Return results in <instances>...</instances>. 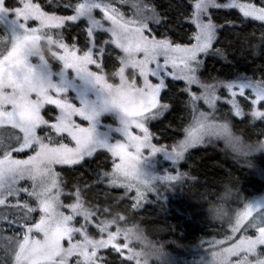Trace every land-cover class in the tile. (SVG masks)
Returning a JSON list of instances; mask_svg holds the SVG:
<instances>
[{
  "label": "snow or ice",
  "instance_id": "snow-or-ice-1",
  "mask_svg": "<svg viewBox=\"0 0 264 264\" xmlns=\"http://www.w3.org/2000/svg\"><path fill=\"white\" fill-rule=\"evenodd\" d=\"M19 3L21 7L10 9L5 0H0V15L11 12L19 29L7 36L10 50L0 40L6 51L0 53V264H111L99 255L101 250L121 256L127 250L124 259L141 264V253L134 250L131 241L137 227L121 228L119 221L125 218L119 216L97 225L107 238L90 236L88 225L100 211L85 206L82 197L90 185L81 177L72 185V191L65 193L67 183L61 172L83 168L90 158L106 151L113 158L111 170L93 169L89 179L97 185L123 188L126 194L134 190L131 198L135 209L152 191L139 172L146 151L149 155L164 152L179 164L190 149L212 144L213 138L227 137L241 157L255 147L264 148L261 140L248 144L232 136V117L250 120L253 125L264 124V63L252 75L240 70L249 57L253 62L264 58V0H259V5L255 0H169L166 7L157 0H68L63 8L71 9V15L49 13L32 0ZM48 3L60 6V0ZM117 3L126 5L130 15ZM235 9L242 14L240 17L230 19L234 13L226 12L223 23L219 22L220 10ZM97 11L102 13L100 18ZM29 21H37L38 26L30 27ZM249 21L261 23L258 43L242 36ZM69 22L82 25L81 47L64 43L62 33L58 32L55 39L50 34ZM98 33L107 34V38L99 39ZM226 33L236 39L228 40ZM185 37L186 42H178ZM37 41L47 42L52 56L64 69L85 74L106 93L103 110L119 111L117 131L122 139L114 143L94 141L91 123L82 126L75 117L92 122L98 113L68 102L62 95L64 89L56 85L50 90L28 88L31 70L22 50L27 43ZM53 46L62 51H52ZM106 55L114 56L120 65L113 73L119 83H109L102 74ZM211 59L222 61V68L230 69L228 78L204 76L205 62ZM93 65L100 73L91 70ZM177 81H182L183 87L178 88L174 83ZM221 90L228 94L224 99L230 105L227 115L220 114L218 107ZM177 103L183 105L191 121L182 129V139L157 146L149 126L174 111ZM45 105L59 110L54 123L42 115ZM134 129L140 134H134ZM260 134L264 135V130ZM13 154H25L27 158ZM58 166L61 171H57ZM161 179L185 183L190 177L177 168L175 174ZM232 195L233 184L225 185L221 200ZM62 196L73 202L65 203ZM213 208L218 215L223 214L222 206L214 204ZM78 217L83 220L79 227ZM113 224L117 225L114 232L109 230ZM250 228L255 235L235 239L241 229L247 232ZM231 231L233 235L226 240L209 242L210 264H264V206L246 204L245 210L237 213ZM8 232L11 235H6ZM227 241L232 242L225 247Z\"/></svg>",
  "mask_w": 264,
  "mask_h": 264
},
{
  "label": "trees",
  "instance_id": "trees-1",
  "mask_svg": "<svg viewBox=\"0 0 264 264\" xmlns=\"http://www.w3.org/2000/svg\"><path fill=\"white\" fill-rule=\"evenodd\" d=\"M67 2L68 0H60L59 7L50 5L48 0L41 1L40 4L42 7H46L47 10L56 13ZM72 2L75 3L73 0ZM157 2L166 7L169 0H157ZM172 2L179 3L180 0H172ZM183 2L187 3L188 0H183ZM62 11L64 10L62 9ZM226 12L234 13L229 17L230 19L241 16L236 10H220L217 14L219 22L223 23V14ZM237 23L239 24L238 19ZM78 27L76 25L74 28H62L60 31H55V33L56 35L58 32L62 33L63 40L68 43L65 33L67 32V35L70 36ZM225 35L228 40L234 41L236 39L230 33ZM244 35H247L253 43H258L261 37V27L249 21L246 32L242 36ZM221 38L224 39L223 36ZM205 63V77L221 76L228 78L226 73L230 69L227 66L222 68V61L211 59L206 60ZM261 63H264V58L258 57L253 62V59L249 57L247 63L240 65V70L247 71L248 75H252L253 70ZM105 67L106 73L110 74L108 66ZM209 71L211 74L207 75ZM221 92L222 100L218 107L220 108V114L227 115L230 109V105L224 103L227 92L224 90H221ZM44 114L42 112V115ZM183 115L182 106L177 103L174 111L166 113L165 118L150 125L151 133L154 136L153 143H157V146L161 144L167 146L174 143L170 137L176 140L182 139L181 122L183 121ZM232 122L234 131L250 144L260 140V134L256 135L253 132L254 130H250V127L253 129L258 127L260 122L253 125L249 120L240 121L239 118L235 117H232ZM178 129L179 131H177ZM154 132H157V134ZM104 153H98L99 155H96V157L90 158L89 163L85 164L83 168L77 167L76 171L66 169L61 172L64 181L67 183L65 193L72 191V185L77 182L78 178L82 177L83 180H86L90 187L82 197L85 206L94 209L99 208L100 211L97 216L100 218L108 215L112 216L113 214L116 217H124V220L119 221L121 228L139 227L146 238L159 249V253L151 258L150 264H199L200 253L206 247V244L214 241V239H223L227 231L231 230L234 222L230 212L225 210L227 214H224L222 219H213L209 209L210 206L216 204L222 206L223 209L230 200L242 199L243 202L238 204V209H242L248 201L254 199V196L264 195V148L255 147L250 149L244 156L236 157L232 152L226 150L222 143L217 141L206 146L190 149L189 154H186V159L173 169L177 172V168H179V171L188 174L190 179H187L185 183L154 182L152 187H155L153 188L155 193L150 191L151 194L146 198V202L141 201L143 203L141 208L138 207L133 209L132 212H128L123 204L133 201L129 198L132 196L131 193L126 194L125 190H121L124 193L118 203L117 198L114 196L120 192L118 189L107 184L97 185L94 179H89L92 176V170L97 165L96 163H99L103 170H106L112 164L111 156ZM15 155L19 159L26 157L25 154ZM102 169L99 171H103ZM231 184H233V195L221 200L225 185ZM63 200L67 203L66 197ZM104 209H107V212ZM99 224L100 222H91L88 225L90 235L92 234L91 230L99 231L97 227ZM116 226L115 224L111 225L109 230L114 232ZM104 235L107 238V233H104ZM120 243H123L122 238ZM132 247L135 251L141 250L140 245H132ZM99 255L104 256L111 264H121V260H124V264H135L134 261L129 262L124 259V256L116 252L111 254V250H101ZM117 257H121V259L118 260Z\"/></svg>",
  "mask_w": 264,
  "mask_h": 264
},
{
  "label": "rangeland",
  "instance_id": "rangeland-1",
  "mask_svg": "<svg viewBox=\"0 0 264 264\" xmlns=\"http://www.w3.org/2000/svg\"><path fill=\"white\" fill-rule=\"evenodd\" d=\"M41 1H44V0H32L33 3H38V4H40ZM73 1L75 3L79 2V0H73ZM246 2H249V0H241V3H246ZM255 2L259 5V0H255ZM8 5H9L10 9L14 8V7H21L22 6L19 3V0H5V6H8ZM40 6L44 11L52 13L51 11L47 10L46 7H42L41 4H40ZM117 7H120V10L125 12L126 15H130V12H129L128 7L126 5H120L117 3ZM62 9L64 11H62ZM235 10L239 13L238 9H235ZM55 14L56 15H71L73 13H72L71 9H65L62 7L61 9L57 10ZM217 14H219V13H217ZM96 15H97V18H100L102 16V13L97 11ZM240 15H242V14H240ZM13 21H14V15L11 12L0 15V40H3V41H5V43H7V49L8 50H10L11 45H10V42L7 41V36H10L13 33L19 32L18 26ZM251 22L262 27L261 23L259 21H251ZM81 23L83 24L84 21L82 20ZM29 26L30 27H36V26H38V22L37 21H29ZM75 26H76L75 24H72V22H69V24L64 28H74ZM81 27H82V25L79 26L78 28H76L77 30L73 31L70 36L67 35V32L65 33V37H67V39H68L67 44H69V46H71L75 42L78 43V44L76 43L78 47L82 46L83 36L81 34ZM60 30L61 29L51 30L50 34L53 36L54 39L56 38L55 31H60ZM97 35H98L99 39L107 38V34H99L98 33ZM178 42H180V41H178ZM182 42H186V37L184 38V41H182ZM5 43H0V53H2V54H6ZM64 43H66V41H64ZM52 51L59 53L62 50L53 46ZM78 54H80V53H78ZM0 58H2V55H0ZM48 59L51 62L50 67H51L52 79L55 81L56 86L58 88L64 89V92L62 93L63 97L68 102L72 103L74 106H76L78 108L83 107L85 109V111L91 112V111L95 110L98 113L92 122H89L87 120H82L79 117H75L77 123H80L82 126H85V127L89 126L91 123V125L94 128V133H93V140L94 141H100V142L107 141L109 143H114L116 140L122 139L123 137H122L121 133L119 131H117V129L119 128V115H120V113L116 109L103 110L104 109V100L106 99V93L99 87V85H96L90 77L86 76L83 73L78 74L73 69H64L62 63L60 61H58L56 58H54L51 54H48ZM33 62H35L34 58H33ZM103 64H104V67H103V73L102 74L105 75L106 80L109 83H119L118 77L113 76V73L115 71H118L119 66H120L118 61L115 59V57L106 55L104 58ZM106 65L108 66V69H109L108 71L110 74L106 73V71H107L106 67H105ZM90 67H91L92 71L100 73V69H97L94 65L90 66ZM130 71L131 70H129V73H130ZM210 74L211 73L209 71L207 73V75H210ZM257 75H258V73H257ZM151 79L153 80L154 83L156 82L155 78H151ZM174 83L177 85L178 88L183 87L182 81H177ZM193 90L198 91V89H196L195 87L193 88ZM52 95L55 97V93H52ZM227 96H228V94H227ZM227 96H225V97L227 98ZM181 106H182V111L184 112L183 121L181 122V129H183L184 127L188 126V124L191 121V117L185 111L183 105H181ZM205 110H207L206 106H205ZM58 111L59 110L56 109L54 105H45L44 109L42 110V112L45 113L44 114L45 119L49 120V123L55 122V116L58 115ZM154 122L155 121H153L151 125H153ZM150 129H151V126H149V130ZM251 129H252V131L254 130L253 131L254 134L259 135L261 133V130H264V124L260 123V125H258V127L254 128V129L252 127H250V130ZM150 132H151V130H150ZM154 133L157 134V132H154ZM134 134H140L139 130L134 129ZM260 136H261L260 140L264 141V135L260 134ZM170 138H172V141L175 143L176 139H174L173 137H170ZM65 142H67V141H65ZM104 154L105 155L109 154L111 156V154L107 153L106 151ZM13 155L16 156L15 154H13ZM97 155H99V154H97ZM26 158L27 157H25L23 159H26ZM112 159L113 158L111 157V160ZM117 162H119V161L117 160ZM96 164L97 165L95 166V169L101 170L102 169L101 165H99V163H96ZM176 166H177V164H174V162L164 152H159V153H156L154 155H149L146 151L145 152V158H143L139 164V172H140L141 177L149 183L152 191L155 193V191L153 189L155 187H152V184L154 182H164L161 178L165 175L175 174L176 172L173 169L176 168ZM111 167H112V164H110L106 170H103V169L102 170L103 171H110ZM57 171H61L59 166L57 167ZM21 183H22V185L27 186V184H25V182H21ZM27 183L30 184V182H27ZM114 188H116L120 191L119 193H116L114 195L117 198L116 201H118V203H119L122 196H123V193H124V191H121V190H124V189L120 188V187H114ZM64 192H65V188H64ZM131 194H132V196H134V194H135L134 190L131 192ZM150 194H151L150 191L147 192L146 198ZM64 197L65 196H62L61 199L63 200ZM103 197H104V199H106L104 195H103ZM131 197H129V198L131 200H133ZM241 200L242 199L230 200L229 203L226 204L225 207L222 209V213L227 214V212H225V211H229L230 216L233 218L232 220L235 221V217H236L237 213H241L245 210V206L242 209H240V208L238 209V204L240 202H243V200L242 201ZM71 202H73V200L71 201L70 199H67V203H71ZM144 202H146V200H143V203ZM147 202H148V199H147ZM133 203H134V200L130 201V202H125L123 204L125 210H127L128 212H132V210H133L132 204ZM143 203H140L139 208H141L143 206ZM246 204H249L252 206H264V195L254 196V199H251ZM254 215H255V213H254ZM114 217H116L114 214L112 216L108 215L104 218H100L99 216L96 215V217H94L92 219V223L101 222V221H111ZM77 221L78 222H77L76 226L79 227V223H82L83 220H82V218L78 217ZM230 231H227L226 236L223 239H221V240L216 239V241H224V240H226V237L232 236L233 233H232V231L231 232ZM91 233H92L91 234L92 237H94L96 239H100L101 235H103L104 238L106 236V235L101 234L99 231H96V230H91ZM6 234L11 235L10 232H8ZM241 235L253 236V235H255V230L250 228V229H248L247 232H244L243 229H241L240 232L235 234V239H238ZM231 242L232 241H227L224 246L225 247L229 246ZM208 249H209V243L206 244V247L200 253V260H198L199 264H210L212 257L210 255ZM113 253L114 252L111 251V254H113ZM123 256L126 257L127 252L124 251ZM117 258H118V260L121 259V257H117ZM233 259H235V258H233Z\"/></svg>",
  "mask_w": 264,
  "mask_h": 264
},
{
  "label": "clouds",
  "instance_id": "clouds-1",
  "mask_svg": "<svg viewBox=\"0 0 264 264\" xmlns=\"http://www.w3.org/2000/svg\"><path fill=\"white\" fill-rule=\"evenodd\" d=\"M22 54L24 56L25 62L28 65V68L31 70L28 73V88L34 90L42 89H52L56 85L55 81L51 76V62L48 59V54H51V49L48 46L46 41H37L27 43L23 50ZM52 55V54H51ZM33 58L35 62H33ZM21 74H24V70H21ZM233 137H239L241 141H244L248 144L250 142L245 141V139L236 133L234 129L232 130ZM214 142L219 141L223 144L224 148L232 152L236 157H239L240 154L233 150L232 141L227 137L225 138H213ZM264 143V141H261ZM225 195V191L222 194V197ZM214 205V204H213ZM213 205L210 206V212L213 219H222L223 215H218ZM131 241L133 245H140L141 250L136 251L141 253L140 260L141 264H150L151 258L155 257V250L158 249L154 246L144 235L139 227L136 228L134 233L131 235Z\"/></svg>",
  "mask_w": 264,
  "mask_h": 264
}]
</instances>
